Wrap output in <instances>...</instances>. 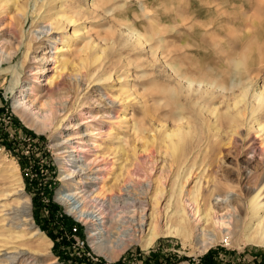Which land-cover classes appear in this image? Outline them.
Returning a JSON list of instances; mask_svg holds the SVG:
<instances>
[{"label":"rangeland","instance_id":"1","mask_svg":"<svg viewBox=\"0 0 264 264\" xmlns=\"http://www.w3.org/2000/svg\"><path fill=\"white\" fill-rule=\"evenodd\" d=\"M5 1L0 0V20ZM93 1L14 0L12 8L20 2L21 6L28 5L30 12L23 46L19 49L10 34L0 31V241L37 248L25 227L16 225L23 219L9 228L12 224L8 218L18 211L20 203V188L14 185L10 170L18 167L22 196L31 201L32 223L48 239V246L42 247L44 263L206 264L213 250L212 264H264V248L249 243L219 244L201 254L197 240L185 243L175 237H161L147 249L139 242L116 261L106 260L92 247L93 223L70 214L58 200L60 192L72 193L75 186L72 180H64L70 173L53 147L58 140L71 136L73 140L66 145L71 155L68 159H80L86 170L92 167L85 181L95 190L97 179L108 175L109 166L115 170L120 167L123 155L115 151L120 142L133 158L135 150L137 154L144 149L152 153L153 135L161 139L179 126L184 127L188 150H194L188 159L181 157L182 171L188 167L199 168L198 174L207 171L201 180L206 193L211 194L207 203L213 204L216 218L226 222L223 230L232 233L231 242H236V228L248 219L247 205L264 184V155L252 145L259 125H264V106L249 117L247 124L243 119L232 123L224 119L219 131L214 130V120L207 109L218 108L228 118L237 115L238 107H260L257 96L264 91V0ZM88 9H92L91 14L84 17ZM59 15L77 16L79 21L59 31L49 28L38 35L31 33L38 23L54 22ZM84 27L86 33L80 39L73 35ZM55 41L61 48L56 55ZM55 57L68 60V65L58 66ZM56 73L74 77L65 76L66 87L49 93L44 79ZM76 75L80 78L76 79ZM188 81H194L193 88H211L220 97L216 101L210 96L190 99L185 91ZM106 94L116 100L115 104ZM17 104L27 110L29 121L37 126L23 122L15 110ZM40 127L48 131L60 128L49 135L38 131ZM111 130L116 134L113 140L108 137ZM95 140L112 143V161L99 159L93 164L97 155L91 144ZM141 156L134 162L124 198L149 202L157 180L172 193L179 183V170L171 171L167 160L156 152L151 159ZM114 174L116 178L119 172ZM199 181L195 179L190 188ZM114 184L115 179L108 186ZM81 195L76 198L78 206ZM103 198L97 202L87 199L91 220L111 209L112 202L107 196L102 202ZM169 198L170 195L162 198L160 213H166ZM184 202L192 217L196 205L187 195ZM136 208L111 210L130 227L128 218L137 216L131 212ZM110 226L109 223L106 229H100L109 242L126 231L119 229L120 233ZM148 233L149 225L145 235Z\"/></svg>","mask_w":264,"mask_h":264},{"label":"bare ground","instance_id":"2","mask_svg":"<svg viewBox=\"0 0 264 264\" xmlns=\"http://www.w3.org/2000/svg\"><path fill=\"white\" fill-rule=\"evenodd\" d=\"M13 1L14 0H6L4 2L5 10L1 7L5 12L2 15V19L0 20V31L10 34V36H12L14 41L19 44L18 47L20 49L23 46V40H22L23 31L27 19H29L30 17L29 16L30 12L28 11L29 10L28 5L21 6L19 4L20 2H18V6L16 5L17 6L16 8H12L11 4ZM60 1L66 2L68 0H60ZM93 2H95V0ZM91 11L92 9H88L86 14H83L84 17H86L85 15H87V13L91 14ZM76 17L77 16L65 18V16L59 15L54 20V22H52L51 20L49 21L46 20L44 22H41V24L38 23L36 26H34L35 29L31 33L45 31L49 28H50L49 30L59 31L61 29H64L65 25L69 26L78 23L79 20H77ZM43 19L44 18H42V20ZM85 29L86 28L84 27L80 30H77L76 32H74L73 35H76V37L80 39L82 36L85 35L86 33ZM57 44H58L57 41L53 43V46L55 47L53 49L54 55L60 53L61 51L60 46L58 47ZM54 60L56 61V64L58 66L62 64L64 66H67L69 63L68 60H64V59L62 60L60 59V57H55ZM56 75L57 73L55 75H52L44 79L45 82L44 86L48 87L47 91L49 93H52L54 89L66 87L65 78H64L65 76H70V78L74 77L72 76V74L68 75L65 73H62L61 76L60 75L56 76ZM75 78L78 79L80 78V76L76 75ZM194 81L196 80L194 79ZM194 81H191L190 84L188 81L189 84L188 89L187 88L185 89V91L188 92V96H190V99L195 98L198 100L209 96L211 97V99L220 97L219 94H215L214 92H212L211 88H208L209 90L206 89V91L205 90L202 91V89L199 90L200 88L199 89L193 88L192 84L194 83ZM201 84H204V82ZM105 97H107L109 101L115 104L116 100H112L107 94L105 95ZM257 98H259V103H260V107H258V109L251 110L247 107L240 108L237 106L238 110H237V115L235 113L236 115L235 117L227 118V116L223 115V113L218 111V108L215 109L213 108L211 110L207 109V113L210 114L209 117L210 118L213 117L212 119L214 120V122L212 125L214 127V130L216 131L220 130L221 126L224 124V119L225 120L228 119L229 122L231 123L237 122V120L239 119H243L245 123L246 122L248 123L249 117L254 116V114L257 113L259 109L263 108L264 91H261L258 94ZM202 103L203 102H201V104ZM211 103L212 102H210V104ZM228 106L229 105H227V107ZM201 109L202 111H205L206 108L205 106H201ZM15 110L19 113L21 119L27 126L30 125L37 126L34 125L36 123H32L31 121H29L27 110L21 108V105L19 104L15 105ZM207 113H202V114L206 115ZM203 115H201V117ZM59 128L60 127H57L53 129V131L52 130L48 131L49 128L40 127L38 128V131L51 135L55 132L54 130ZM181 128L182 127L179 126L176 130L172 131L169 134L164 135L163 138L161 139L155 138V135H153L154 136L153 143H155V145L153 144L154 147L152 148H154V150L152 151V153H150L151 151H149V149H144L140 154H137V151L135 150L133 158H131V155L125 150L124 146L122 145V142H120V145L115 150L119 152L121 151L123 155L121 159L122 161L120 163V167L116 168V170L119 172V175L116 176V178L112 176L115 175L114 173L116 170L112 166H109L108 175L104 176L102 179H97L99 182L94 185V187H96L95 190H92L93 189L92 186L91 189L88 183L86 182L88 179L87 176H90L92 167H89L86 170L85 165H80V163H83V161H81L80 159L78 160L76 158L68 159L71 158V155L67 154L68 148L66 147V145L73 140L71 139V136H66V138L60 141L58 140V142L53 146L54 150L58 153L61 160L65 164V167L68 168V172L70 173V176H68L64 180L66 181L72 180L73 185L75 186V188L71 190L72 193H66L65 191L60 192L58 195V200L64 203V205H66L70 214L83 220L88 219L87 221H89V223L90 222L93 223L95 229L92 230V235L90 236L92 247L98 254L103 256L106 260L110 262L116 261L120 255L124 254L130 247H132L133 245L139 242L142 243V247L144 249L150 248L161 237H175V238H179L185 243L192 241L194 242L197 240L198 245H200L198 252L201 254L206 253L216 245L224 244V243L228 245H232L233 243H235L236 245L237 244L240 245L241 243H249L256 247L264 248V197H263L264 184L261 183V186H259L256 189L255 196L251 199L250 204L247 205L248 207L246 208L247 209L246 211H247L248 219L242 223V226H238V228H236L239 229L237 236L239 237L238 240H236V242H231L232 233L229 232L227 233L223 230L225 229L226 222L224 220L217 219L216 218L217 216L215 215L216 213L214 212L213 204L209 205L207 203L208 202L207 197L210 196L211 194H207L206 193L207 191L205 190L206 187L201 185V180L203 179V175L207 171L198 174L197 172L200 169L195 167H188L187 169H183L182 171V164H179V162L183 159V158L181 159V157L184 155L185 157L184 159H188V157L192 155L194 149L188 150V145L184 139V135L187 133L184 132L185 130L182 131L184 127L182 129ZM231 128H235V127L232 126ZM259 129L260 130L257 133V135L253 136L254 138L252 145L257 146L258 150L261 151V154L264 155V138H263L264 125L260 124ZM243 130L245 129H242V131ZM115 136L116 134L112 130L108 134L110 140L115 139ZM137 138L140 140V135ZM91 145L95 149L97 155L96 159L93 161V164L95 163V161L99 159H102V161L105 162L112 161V159L110 158L112 154L111 155L109 154V152L112 149V147H110V145H112L111 142L105 144V143H101L100 140H95ZM104 145H108V146L104 148ZM154 152L158 153L159 155L164 157L165 160H167L168 166L171 171L175 172L176 170H179V175H178L179 183H176L177 185L176 184L174 185V187L172 188V193L169 194V192L162 186L160 180H157L156 191L149 202H146L145 200L133 199L132 197H129L130 199L128 198L125 199L124 197L127 196L129 189L128 180H130L133 177L134 162H138V160L142 157L141 154H144L151 159L153 157ZM11 169L12 170H10V173L11 175H13L12 177L14 178L13 179L14 185L18 186V189L20 188L17 191V194L20 197V203H19L18 211L10 214L13 216L8 218L12 224L9 228L11 229L14 226L15 221H18L19 219H23L22 221H18V224L16 225L25 227L24 229L28 231V235L30 236L29 240H32L34 244H37V248L36 249H32L30 247L25 248L24 246L17 245L16 242L13 243V241L11 240L0 241V264H57V262H52V261L44 263V261L46 260L45 258L46 255H45V251L42 250V247L48 246L47 242H45V239L47 238L44 237L43 232L37 227H35V225L32 223L31 201L28 198L22 196L24 190L22 189L21 186L22 179L19 175L20 172L19 168L11 167ZM88 170L89 172H87ZM114 179H115V184L109 187L108 186L109 181H112ZM195 179H198L200 181L196 182L195 185L190 188V186L194 183ZM69 184H71V182ZM76 191L79 193H76ZM253 193L254 191H252V194ZM216 194L217 193H215L214 196ZM79 195H81L80 196L81 198L80 201H78V203H80V205L78 206L76 202V198ZM165 195H170V198L168 200L169 203L166 208V213L162 214L159 211V203L161 202L162 198L165 197ZM186 195L189 198V201L193 202V205H196L195 212L192 217L189 216V212L187 211L184 202V198ZM102 196L104 198L107 196V198L112 202V206H109L111 209L115 207L129 209L131 207L136 208L139 205V208H136L133 211H131L137 213V216L133 215L128 218V220L131 221L130 227L126 226L127 224H125L124 221L125 219H123V217L120 214L113 215V210L111 209L110 210L108 209L109 211L107 213L103 212L104 210L101 211L99 214L101 217L100 218H98V216L97 218L95 217L96 220L95 219L91 220L92 217L88 218L89 214H87V203H88L86 202L88 201L87 199H91L93 202H97ZM104 198L101 199L102 202L104 201ZM103 205L104 204H102V206ZM109 207L107 206L106 208ZM149 211H151L150 214ZM109 217L112 218L108 219ZM106 218L107 220L105 221L104 219ZM149 221L150 224H148ZM109 223L112 225L110 226L109 229H117L118 232H120L119 229H126V231H123V234H121L118 238H116V241L114 242H109L105 240L101 235L102 233L100 232V229H106ZM148 225H149V233L145 235V229ZM33 243L31 242V244Z\"/></svg>","mask_w":264,"mask_h":264},{"label":"trees","instance_id":"3","mask_svg":"<svg viewBox=\"0 0 264 264\" xmlns=\"http://www.w3.org/2000/svg\"><path fill=\"white\" fill-rule=\"evenodd\" d=\"M22 166V165H21ZM44 228H46V227H44ZM47 229V228H46ZM214 254V251L212 250L210 253H209V257H207V260H206V264H212L213 263V260L212 259H210V256L211 255H213ZM210 259V260H209ZM208 261V262H207Z\"/></svg>","mask_w":264,"mask_h":264}]
</instances>
